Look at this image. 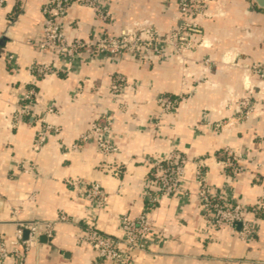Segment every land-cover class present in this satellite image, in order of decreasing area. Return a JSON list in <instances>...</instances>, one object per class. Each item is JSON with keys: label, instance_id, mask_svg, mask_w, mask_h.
Here are the masks:
<instances>
[{"label": "crops", "instance_id": "obj_1", "mask_svg": "<svg viewBox=\"0 0 264 264\" xmlns=\"http://www.w3.org/2000/svg\"><path fill=\"white\" fill-rule=\"evenodd\" d=\"M46 1L6 0L0 9V236L11 240L19 223L54 221L61 211L69 217L55 225L51 237L41 233L26 264H95L94 251L81 241L85 222L96 218L102 232L121 238V217L135 218L146 208L150 166L145 160L161 158L172 148L205 159L209 184L228 191L231 201L251 206L261 197L264 0H205L210 16L199 20L203 42L182 59L169 52L141 64L128 54L109 55L92 63H58L64 72L33 78L29 66L52 59L34 45L42 38ZM105 5L111 14L105 20L74 5L61 21L68 39L120 35L146 24L166 33L180 22L179 0H106ZM114 74L128 80L117 96L110 93ZM34 81L36 111L60 129L38 151L33 147L38 125L12 118L20 93ZM161 95L179 97L173 112H162ZM246 99L251 110L243 122L215 129L235 117ZM49 104L55 107L52 114L44 113ZM102 115L113 119L119 152L104 157L93 143L74 149ZM226 149L243 157L236 177L219 164ZM20 163L35 165V171L23 172ZM115 165L121 167L118 177L110 170ZM193 171L189 166L183 179L190 197H165L148 211L157 239L134 253V264H264V219L248 243L229 226L210 227L201 215ZM69 181L99 183L108 194L105 208L97 210Z\"/></svg>", "mask_w": 264, "mask_h": 264}, {"label": "built area", "instance_id": "obj_2", "mask_svg": "<svg viewBox=\"0 0 264 264\" xmlns=\"http://www.w3.org/2000/svg\"><path fill=\"white\" fill-rule=\"evenodd\" d=\"M106 0H47L42 6V38L34 45L42 52L51 55V61L33 62L29 66L33 78H44L49 75L64 72L63 65L79 64L82 61L92 63L103 57L117 54L131 55L141 64L163 59L167 53H172L177 59L192 51L197 44L203 42V30L199 23L201 18L209 17V5L205 0H179V24L166 33H161L150 24L141 29H130L120 35L101 34L89 40L75 38L69 40L63 32L61 21L66 18L74 5L85 6L94 11L95 18L105 20L111 18L106 9ZM216 1V0H213ZM6 0H0V9ZM12 63L13 56L9 57ZM14 64V61H13ZM11 64V65H13ZM128 84L123 74H114L111 79L110 93L117 96ZM39 102V91L35 81L30 87L20 93V97L12 110L15 122L30 119L38 127L33 141L34 150L38 151L52 135L60 133L59 127L50 123L43 114L36 111ZM248 99L240 103L237 115L224 123H217L215 129L234 126L243 122L250 113ZM157 104L163 113L173 112L179 104V97L161 95ZM55 112L53 104L45 108L46 114ZM113 119L108 115L98 117L90 129L81 134L74 149L83 143H93L98 152L109 157L119 152L112 139ZM264 148V136L260 138ZM242 155L231 149L225 150V158L219 161L230 176L236 177L242 172L240 161ZM150 166L147 185L143 191L146 208L135 218L127 215L121 217V238L102 232L96 218H90L85 223V235L82 242L88 244L95 253V264H134V253L145 251L151 241L157 239L153 234L148 218V211L156 208L165 197H190L189 191L183 186V179L189 166L193 167L194 181L197 186L196 195L201 209V215L210 227L219 229L229 226L237 231L244 242H251L256 237L259 224L264 219V192L251 206L241 201H231L228 191H218L207 180V163L203 158L191 159L178 149H170L163 157L146 159ZM23 172L35 171V165L20 163ZM115 176H120L121 167L110 168ZM75 188L83 191V195L97 210L104 209L108 194L99 183L83 184L79 181H69ZM262 212V217L258 212ZM259 212V214H260ZM69 217L61 211L54 221H30L19 223L13 239L0 236V264L13 259L18 264H26L29 249L38 241L41 233L52 236L56 224L68 222ZM239 227V228H238ZM28 231L25 238L24 232Z\"/></svg>", "mask_w": 264, "mask_h": 264}, {"label": "water", "instance_id": "obj_3", "mask_svg": "<svg viewBox=\"0 0 264 264\" xmlns=\"http://www.w3.org/2000/svg\"><path fill=\"white\" fill-rule=\"evenodd\" d=\"M239 228V227H238ZM27 234H28V231H25L24 232V237L26 238L27 237Z\"/></svg>", "mask_w": 264, "mask_h": 264}, {"label": "trees", "instance_id": "obj_4", "mask_svg": "<svg viewBox=\"0 0 264 264\" xmlns=\"http://www.w3.org/2000/svg\"><path fill=\"white\" fill-rule=\"evenodd\" d=\"M259 212H260V211H259ZM259 212L257 213V214H258V216H261V217H262V215H263V214H262V212H260V214H259Z\"/></svg>", "mask_w": 264, "mask_h": 264}]
</instances>
